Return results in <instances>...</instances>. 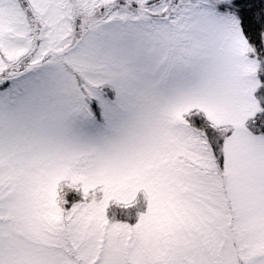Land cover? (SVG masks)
<instances>
[{
    "label": "snow or ice",
    "instance_id": "6c2138e0",
    "mask_svg": "<svg viewBox=\"0 0 264 264\" xmlns=\"http://www.w3.org/2000/svg\"><path fill=\"white\" fill-rule=\"evenodd\" d=\"M0 264H264V0H0Z\"/></svg>",
    "mask_w": 264,
    "mask_h": 264
}]
</instances>
